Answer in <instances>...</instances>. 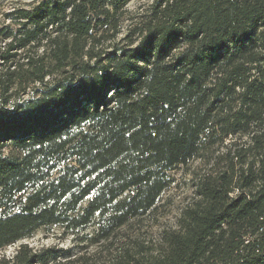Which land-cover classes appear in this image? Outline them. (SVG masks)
<instances>
[{
	"label": "trees",
	"instance_id": "1",
	"mask_svg": "<svg viewBox=\"0 0 264 264\" xmlns=\"http://www.w3.org/2000/svg\"><path fill=\"white\" fill-rule=\"evenodd\" d=\"M131 2L6 13L0 251L56 229L78 249L5 264H264V0H152L120 38ZM196 162L176 227L134 234Z\"/></svg>",
	"mask_w": 264,
	"mask_h": 264
},
{
	"label": "rangeland",
	"instance_id": "2",
	"mask_svg": "<svg viewBox=\"0 0 264 264\" xmlns=\"http://www.w3.org/2000/svg\"><path fill=\"white\" fill-rule=\"evenodd\" d=\"M35 1L37 0H0V27L10 23L6 13L16 8L30 7L31 3ZM151 1L132 0L127 7L125 19L122 24V31L118 37L121 38L129 30L137 15L144 13ZM197 166L198 162L192 163L173 173L175 182L164 193L157 208L149 214L150 216L134 224V234L146 242H151L159 238L162 230L176 227L181 210L193 199L196 177L193 170ZM21 243L27 244L28 247L33 249H38L43 246L60 249H73L74 247L78 249L75 246V240L71 236L65 237L59 229L53 230L52 232L39 230L33 237L12 244L0 251V264H5V261L12 257L18 250ZM85 251L90 254V248L83 252Z\"/></svg>",
	"mask_w": 264,
	"mask_h": 264
}]
</instances>
